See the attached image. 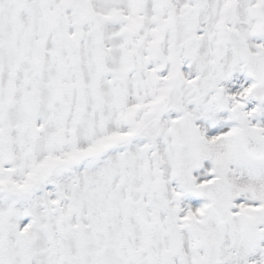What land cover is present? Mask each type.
Masks as SVG:
<instances>
[{
    "label": "snow or ice",
    "instance_id": "obj_1",
    "mask_svg": "<svg viewBox=\"0 0 264 264\" xmlns=\"http://www.w3.org/2000/svg\"><path fill=\"white\" fill-rule=\"evenodd\" d=\"M0 264H264V0H0Z\"/></svg>",
    "mask_w": 264,
    "mask_h": 264
}]
</instances>
